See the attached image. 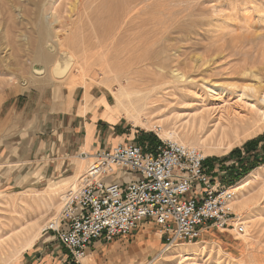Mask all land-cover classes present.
Returning a JSON list of instances; mask_svg holds the SVG:
<instances>
[{"label": "rangeland", "instance_id": "obj_1", "mask_svg": "<svg viewBox=\"0 0 264 264\" xmlns=\"http://www.w3.org/2000/svg\"><path fill=\"white\" fill-rule=\"evenodd\" d=\"M74 1L0 0V245L8 242L6 247L0 248V264H26L23 254H35L36 250L41 252L38 255H42V259L47 255L52 256L53 261L57 255L63 257L65 250L57 246L55 232L47 227L58 219L62 191L72 187L73 182L78 186L85 170L84 163L76 170L81 159L75 156V144L83 131L70 120L73 116L70 110L79 102L82 103L81 113L92 108L90 92L106 93L111 109L114 105L112 94L116 90L147 91L153 101L148 100L153 103L149 105L151 109H147L150 111L141 114V124L130 122L125 114L115 115L110 109L103 114L115 122L110 125L108 135L116 140L113 144L131 141L155 146L163 139L158 132L159 119L177 117L171 121L180 128L193 114L209 109L212 113L208 115V122L199 130L200 136L205 137L212 125L209 119L216 114V109L212 108L235 104L238 98L235 90L244 85L264 86V0H142L138 7L145 9L150 8L149 4H159V7L162 4L163 10L157 16L169 27L161 35L158 30L151 34L154 42L147 52L152 61L140 65L116 57L126 44L123 41L127 35L115 37L114 33L122 11L108 17L100 14L101 18L93 24H82L78 21L79 10H72ZM112 1L126 5L127 0ZM40 22L48 26L41 51H51L54 54H47L60 58L62 44L61 49L70 51L75 58L66 75H54L52 62L43 63L33 58ZM98 38H103L102 46L98 45ZM47 42L56 43V51L47 46ZM113 42L115 45L111 47ZM142 52L134 51L132 55ZM122 72L124 74L119 77ZM125 76L130 78L125 79ZM102 77L106 81V77H110V84L105 80L100 82ZM214 87L223 89L217 95ZM236 105L234 109L247 112L241 102ZM161 126L167 127L163 122ZM262 136L257 144L244 147L246 142ZM233 149H240V152L231 153ZM199 150L203 154L202 149ZM262 154L264 120L253 125L248 133L240 134L227 152L205 155L209 172L223 184L234 177L233 185L253 178L246 189L250 198L248 205L244 210L231 209L236 222L238 219L247 221L242 232L232 227L223 230L212 227L204 230L194 242L168 245L160 228L153 222H145L128 237H117L108 243L97 242L87 250L82 264H264ZM254 157L260 164L241 175L239 160L247 158L249 161L245 165H248ZM256 168L259 169L253 177L251 173ZM32 221H39L41 226L34 245L10 259L12 248L19 245L10 238ZM178 246L189 249L198 246V249L191 260H183L179 255L169 254Z\"/></svg>", "mask_w": 264, "mask_h": 264}, {"label": "built area", "instance_id": "obj_2", "mask_svg": "<svg viewBox=\"0 0 264 264\" xmlns=\"http://www.w3.org/2000/svg\"><path fill=\"white\" fill-rule=\"evenodd\" d=\"M79 158L87 160L79 185L64 192L56 225L47 227L72 264H82L95 242L128 237L145 222L158 226L168 245L194 242L212 227L243 231L229 208L234 185L217 181L195 148L129 141Z\"/></svg>", "mask_w": 264, "mask_h": 264}, {"label": "bare ground", "instance_id": "obj_3", "mask_svg": "<svg viewBox=\"0 0 264 264\" xmlns=\"http://www.w3.org/2000/svg\"><path fill=\"white\" fill-rule=\"evenodd\" d=\"M141 1L142 0H127L126 3H125L126 5H121L120 3H115L112 0H91L90 2H85L83 0H75L74 3L72 2L73 4L72 3L71 4H72V8H73L72 10H75L76 8L79 10L78 11V21L80 23H82V24H85V23L93 24L94 22L98 21L101 18V15H102V17H104V16L108 17L110 14H113L116 11H122V18H120V23H118V21H117V23H118L117 27H116L117 30L114 33L116 35L115 37H124V35H127L126 38H125L126 40L123 41V43H126V44L122 47L120 52L116 53V57H117V59H121V60H124V61H126V60L128 61L129 60L128 61L129 63L133 62V63H135V65H140V64L151 63V61H152V59H151L152 57H151L150 52H147L148 49L150 48L151 44L154 42V40L152 41V39L150 37L151 34H154L153 32L158 30L160 32V35H161V33L166 31V29L169 27V25L166 24V21L161 20L157 16L159 11L163 10V5L162 4H161L160 7L158 6L159 4L158 5L154 4V3H153V5L149 4L150 8H148V9L146 8L145 9L143 7H140V6L138 7L139 2H141ZM157 6L159 8H157ZM166 9H168V8H166ZM145 15H147V16H145ZM117 16L118 15H116L115 18H117V20H118ZM96 17H98V18H96ZM110 19H112V16L110 17ZM101 21H102V19H101ZM114 23H115V21H114ZM167 23H168V21H167ZM82 24H80V26ZM110 24H112V22H110ZM38 25H39L38 26L39 36H38V38L36 40L35 52L33 54V58H35L36 60H38L40 62H43V63H51L52 62V67L51 68H52V72L54 73V75H57V76L66 75L70 71V69L73 67V65L75 63V58H74L73 54L70 51L62 50L63 49V45L62 44L60 45V48H59L60 52H61V57L60 58H55V56H51L52 54H54V53L51 54L50 53L51 51L49 52L51 55H48L49 54L48 52H47L48 53L47 54L46 52L41 51V49H42L41 46L43 44L44 38H45L46 35H48V30H47L48 26H46V24L44 22H40ZM112 28H114V26ZM106 30H108V29H106ZM111 31H113V30H111ZM103 35H104V33H103ZM112 35H114V34H112ZM55 38H56V35H55ZM164 39L165 38H163V40ZM97 40H98V45L99 46L100 45L102 46L104 44L103 43V38H101V39L98 38ZM161 42H162V39H161ZM47 44H48L47 46H50L51 48L54 49V46H55L56 43L53 44V43H48L47 42ZM83 44H84V42H83ZM114 45L115 44L113 42L111 47H113ZM87 47H88V45H87ZM154 47H155V45H154ZM105 48H107V46ZM138 50H143L142 54L133 56L132 54L134 53V51H138ZM51 57H54L55 59H53ZM88 60H90V59H88ZM127 61H126V63H127ZM124 65H125V63H124ZM121 74H124V73L123 72L120 73L119 77H120ZM126 74L128 75L129 73H125V75ZM113 75H116V74L113 73ZM129 76L128 77L125 76L124 78L125 79H126V77L130 78ZM110 77H112V76H110ZM110 77H108V78L106 77V79L109 81L111 79ZM102 78L103 79L99 80L100 82L105 80L104 77H102ZM113 78H115V77H113ZM116 79H118V77ZM83 80H84V78H83ZM108 81H106L107 82L106 84H110V83H108ZM115 82L116 81H114V83ZM114 83H112V84H114ZM106 84H103V85L106 86ZM261 85H262V83H261ZM209 86L211 87V85H209ZM220 86H222V85H220ZM110 88H111V86H110ZM110 88H108V90ZM213 89H214L213 90L214 92L218 91L216 93L218 95V94H220L219 90L223 89V88H215L214 87ZM116 91L117 92H113V94H112L113 95V99H114V105L110 109V112L114 113L115 115H117V114H119V115L123 114L124 115L125 114L127 116V118L130 120V122L132 121L135 124L136 123L141 124L140 123L141 114L145 113V111L146 112L150 111V110H147V109L150 108L151 106H149V105H151L153 103L152 102L153 100L150 98V96L147 93V91H146V93L148 95L145 92L142 93L141 89L140 90H132V91L119 89V90H116ZM235 91L238 93V95H237L238 98L236 99L235 104L229 105V106H227V104H226V106L225 105L224 106L221 105V106H219L217 108H212L211 109V110H215L216 109L215 110L216 111V114H215L216 117L214 115V118L212 116V118L209 119V121L212 120V125H211V129H210L211 131L209 130L210 133L209 134L205 133V134H208L207 136H205V137L200 136L199 130L202 129L205 126V124L208 122V115H210L212 113L209 109L203 110V111H200L199 113L193 114L190 117V119L187 122V124L184 125V126H181L180 128H178V126H176L175 121H171L172 119H175V120L178 119L177 117H174V118L170 119L167 116L164 119H159V122L161 124L163 122L167 126V127H162L163 125L161 126V124L159 123L158 127H160V130L158 132H159L160 137H162L163 139H166V140H172V141L178 142V143L183 144L185 146H190V147L195 148L196 150H198L200 153H201V151L199 149H202V152H203L202 155L203 156H205V155H207L209 153L227 152L231 148V146L238 140V136L240 134L248 133L249 129H251V127L253 125H255L260 120H264V86L256 87V86H253V85H244L241 88H237ZM150 92L153 93L154 91L150 90ZM213 97H214V95H213ZM84 98H85V100H87V93H85ZM149 98L152 101L148 100ZM237 102H241L243 104V108L247 109L246 113H241L240 111H242V110L238 111V110L234 109V106L235 107L237 106L236 105ZM85 107H86V104H85ZM198 109H199V107H198ZM164 114L165 113H163V115ZM146 116H147V114H146ZM148 123H149V121L147 120V124ZM150 124L153 125V123H151V122H150ZM156 127H157V125H156ZM149 128H150V126H149ZM144 129H146V127H144ZM177 130L180 131V132H177ZM202 132H203V130H202ZM203 133H202V135H203ZM79 164L80 163L78 161V164L76 166V170H78ZM258 169L259 168H256L254 170V172L251 173L252 174L251 176L254 177L256 175V172H257ZM80 171H81V169H80ZM252 179L253 178H250V180L245 179V180L240 181L238 184L234 185L233 190L235 192V196H234L233 200L229 204V208L230 209H232L234 211L235 210L237 211V210H240V209L242 210L243 208H245L248 205V203L250 202V198L247 197L246 192H248V190H246V189H247L248 186H250V182L252 181ZM76 183L73 182L72 185L71 184H68V185H71L72 188H76V186H77ZM63 186L65 187V185H62V187ZM60 191H57V192H60ZM65 191H62V192H65ZM52 192L53 191H51V193ZM49 195L47 194V197ZM50 197H51V195H50ZM63 197L64 196H62L61 199H63ZM42 198H44V197H42ZM42 198H40V199H42ZM45 198H46V196H45ZM22 199H25V198L23 197ZM44 200L45 199H43V201ZM25 201H27V200H25ZM41 201L42 200H40V204L41 203L43 204V202H41ZM51 201H52V199H51ZM52 202H50V204ZM20 204L22 205L23 202L20 201ZM20 204H19V209L21 208ZM24 204H25V206L24 205L23 206L25 208L27 204H26V202H24ZM37 205H38V203H37ZM52 205H51V207H52ZM25 209H27V208H25ZM47 209L49 210L50 208H47ZM21 210H22V208H21ZM248 220H250V219H248ZM246 223H247L246 220L238 219L237 222L234 223V225H237V224H244L245 225ZM52 224L56 225V220L52 221ZM40 228H41V226H39V221L38 222L37 221H32V222H29V223L25 224L24 226H22L17 232L13 233L14 237H11L10 239L13 242H15L16 244H17V242H19L18 243L19 245H18V248H12V251H11L12 255H11L10 259L18 256L22 251L30 249L34 245L35 239L38 236V232H40L39 231ZM244 232H245V230H244ZM241 236L244 238L245 235H241ZM7 243L8 242L2 243L0 245V248L6 247ZM202 248L203 247H200L199 249H202ZM197 249H198V246H197ZM197 249H192V248L189 249V247H187V246H180V247L178 246L173 251H170V252L168 251V252L171 255L173 254V255H179L180 257H183V260H191L192 259L191 255L194 256V254H195L194 251H196ZM190 251H191V253H189ZM185 256H187V257H185ZM86 258L87 257L85 256L82 259V262H84Z\"/></svg>", "mask_w": 264, "mask_h": 264}, {"label": "crops", "instance_id": "obj_4", "mask_svg": "<svg viewBox=\"0 0 264 264\" xmlns=\"http://www.w3.org/2000/svg\"><path fill=\"white\" fill-rule=\"evenodd\" d=\"M90 96L92 97V100H90V104L93 106L92 108H89L85 112L81 113L80 111L82 109V103L79 102L74 106V108H72V110H70L71 114L73 115L70 120L72 123H74V125H77L83 131L82 135L79 137V140L76 141L77 143L75 144V156L77 157L81 152L93 154L102 148L108 147L110 144L114 145L113 143L116 141L115 139H112L110 136H108L109 131L111 130L110 125H115V122H111L110 120L106 119L103 114L111 107L107 101L108 95L102 92L95 94L90 92ZM79 163L80 167L82 166V163H84V167L86 168L87 160H79ZM96 244L97 242H95L90 247H94ZM57 246L65 250V248L62 247L58 242ZM38 253L40 254L41 252H39V250H36L35 254L32 252H25L23 256L26 259V264L71 263L70 256L66 250L65 253L62 254L63 257L57 255V259L55 261H53V257L50 255H47L44 257V259H42V255H38Z\"/></svg>", "mask_w": 264, "mask_h": 264}, {"label": "trees", "instance_id": "obj_5", "mask_svg": "<svg viewBox=\"0 0 264 264\" xmlns=\"http://www.w3.org/2000/svg\"><path fill=\"white\" fill-rule=\"evenodd\" d=\"M263 138V136L262 137H259L258 139H255V140H250V141H248V142H246L245 144H244V147H246L247 148V146H249V145H255V144H257V142L258 141H260L261 139ZM154 145L152 144V143H150V147H153ZM234 152H240V149H233L232 151H231V153H234ZM262 155H264V154H262ZM246 161H249L247 158L246 159H242V160H239V162H240V169H241V175H243V174H246L247 172H248V170H251L252 168H254V167H256V166H258L259 164H260V162L254 157V159L251 161V162H249L250 164H248V165H245V162ZM262 161L264 162V158L262 159ZM205 165H206V161H205ZM235 178V177H234ZM234 178H232V179H228L227 181H225L224 183H226L227 185L229 184H232V182L234 181Z\"/></svg>", "mask_w": 264, "mask_h": 264}]
</instances>
